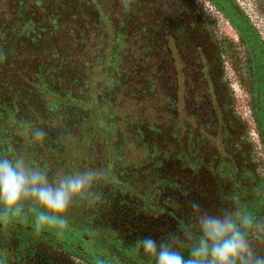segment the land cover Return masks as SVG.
Instances as JSON below:
<instances>
[{"label":"trees","instance_id":"16d2710c","mask_svg":"<svg viewBox=\"0 0 264 264\" xmlns=\"http://www.w3.org/2000/svg\"><path fill=\"white\" fill-rule=\"evenodd\" d=\"M98 1L0 0V153L23 155L50 178L86 169L104 173L66 215L50 222L73 232L67 238L38 228L42 209L31 202L20 215L0 218L2 264H49L51 246L85 244L93 264H155L137 240L161 235L159 240L182 226L196 236L192 201L213 214L242 208L264 218V180L257 187L248 161L241 171L227 156L216 162L206 140H190L186 152L177 133H166L171 124L157 121L161 115L118 92L113 73L121 47L111 36L107 45L86 52L83 32L103 16L94 7ZM206 1L218 6L251 49L243 26L264 49L237 0ZM250 1L264 19V0ZM22 121L45 130L44 142H34Z\"/></svg>","mask_w":264,"mask_h":264},{"label":"flooded vegetation","instance_id":"af4514ba","mask_svg":"<svg viewBox=\"0 0 264 264\" xmlns=\"http://www.w3.org/2000/svg\"><path fill=\"white\" fill-rule=\"evenodd\" d=\"M249 2L257 21L245 12L264 40V19ZM97 6L103 16L91 19L83 32L84 49L90 54L107 45L110 36L112 43L118 41L121 56L113 75L120 84L115 89L161 115L157 121L171 124L166 133H177L175 139L182 140L186 152L190 140H206L216 162L227 156L224 159L241 171L240 164L248 161L260 187L264 138L258 68L264 69V49H251L242 32L210 1L100 0ZM51 249L49 264H93L87 244Z\"/></svg>","mask_w":264,"mask_h":264},{"label":"clouds","instance_id":"9594fccd","mask_svg":"<svg viewBox=\"0 0 264 264\" xmlns=\"http://www.w3.org/2000/svg\"><path fill=\"white\" fill-rule=\"evenodd\" d=\"M21 126L34 142H44L45 130L30 129L23 121ZM103 177L99 170L86 169L50 178L23 155L0 153V218L20 215L31 202L42 209L38 224L53 222L66 215ZM190 208L197 219L196 236L191 227L182 226L159 240L145 236L137 240V248L155 264H264L260 246L264 244V218L242 208L213 214L197 201L190 202Z\"/></svg>","mask_w":264,"mask_h":264},{"label":"rangeland","instance_id":"374dc122","mask_svg":"<svg viewBox=\"0 0 264 264\" xmlns=\"http://www.w3.org/2000/svg\"><path fill=\"white\" fill-rule=\"evenodd\" d=\"M240 3L242 4V6L244 7L245 11L248 13L249 16H251L253 18L254 21H257V16L254 13V8L251 5V3L249 2V0H240ZM254 11V12H253ZM235 20L237 21V23H239L238 18H235ZM242 30L245 32V34L247 35V37L250 39L251 44L253 45V47L256 48L257 46V41L255 38V34L253 31L249 30L246 26L242 27ZM258 92L260 94V101L261 103L259 104V118H260V132L263 135L264 138V69L263 67H259L258 68ZM255 213V212H254ZM60 226L61 224H50V223H46V224H38V228L44 229L46 231L52 232L53 234L57 235L59 238H67L66 235L68 234H72L73 232H65V231H61L60 230ZM71 229H67V231H70ZM65 232V233H63ZM75 238H77L76 234L74 233ZM75 240V239H73ZM82 243V242H80Z\"/></svg>","mask_w":264,"mask_h":264}]
</instances>
